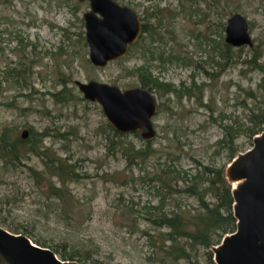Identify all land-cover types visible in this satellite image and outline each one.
I'll return each mask as SVG.
<instances>
[{
  "label": "rangeland",
  "instance_id": "obj_1",
  "mask_svg": "<svg viewBox=\"0 0 264 264\" xmlns=\"http://www.w3.org/2000/svg\"><path fill=\"white\" fill-rule=\"evenodd\" d=\"M118 1L139 13L142 4L150 5L149 0ZM173 1V6L178 8L181 0ZM165 2L162 1L161 6L168 7L169 1ZM201 5L205 9V22L199 29L209 35L208 51L200 54L202 60L214 53L213 44L223 49L226 30L222 25H227L228 18L237 12L247 17L254 45L264 43V0H207ZM72 6H77V10L72 11ZM89 7L88 1L79 0H13L9 7L0 5V11L13 19L7 22L0 13V134L7 128L16 129L18 135L24 129L36 132L49 129L52 134L68 132L65 138L48 136L44 146L63 158L76 161L81 174L79 181L69 185L72 195L62 200L50 194L48 185L42 181L37 184L26 166L6 171L0 156V225L15 233L27 230L37 244L58 249L59 257L65 248L67 251L79 249L81 255L89 256L87 260L75 259L81 264H163L162 256L156 253L146 236L147 231L153 232L148 220L153 212L151 207L160 203L158 183L144 178H151L170 164L177 171L191 174L200 165L223 169L226 174L232 151L219 148V141L225 136L222 124L232 126L237 121L250 124L247 109L240 103L251 90L258 95L264 92L260 88L263 74L241 63L229 66L219 80H215L217 85L205 90L204 102L214 111L200 107L194 98H184V107L192 109L187 114L172 96L174 115L163 110L153 118L157 129L153 141V147L158 150L156 156L129 168L124 149L132 145L136 149L145 147L142 137L132 132L121 139L112 136L111 141L123 143L111 144L100 131L109 122L101 105L86 99L76 81L97 80L122 89L141 86L136 69L145 66L159 81H168L177 87L183 83L188 86L193 82L209 83L204 69L197 67L200 58L190 54L200 49L203 38L192 39L194 45H189V49L155 46V51H164L167 56L170 51L189 54L193 57L192 64L179 60L170 62L171 59L163 63L150 53L143 56L138 45H133L125 57L99 68L90 61L89 45H83L80 38L81 34L86 35L83 14ZM179 15L176 40L185 43L191 28L182 20L184 14ZM167 34L171 36L170 32ZM20 36L28 46L20 43ZM176 40L170 37L168 46L174 45ZM241 48V59H244L250 48ZM216 54L218 58L220 54ZM9 66L28 68L29 73L21 83L13 79L2 82ZM206 67L210 70V66ZM63 88L71 89L84 100L57 103L52 93ZM155 94L159 104L165 101ZM247 101L250 106L254 104L252 99ZM72 130L75 134L70 135ZM253 139L247 131L236 134L234 143L238 153L250 149ZM172 153L180 156L174 163ZM25 163L39 170L44 168L34 154H30ZM3 173H6L5 180L1 177ZM184 184V179H179V186ZM182 199L183 206L197 205L193 198L183 196ZM174 207L168 200L166 209ZM201 262L206 264V259L202 257Z\"/></svg>",
  "mask_w": 264,
  "mask_h": 264
},
{
  "label": "trees",
  "instance_id": "obj_2",
  "mask_svg": "<svg viewBox=\"0 0 264 264\" xmlns=\"http://www.w3.org/2000/svg\"><path fill=\"white\" fill-rule=\"evenodd\" d=\"M12 4L13 0H0V5L2 6L9 7ZM72 9V11H76L77 6H72ZM3 12L0 11V13ZM2 17L7 22H13V19L5 13H3ZM223 28L226 30V23L222 25ZM80 38L82 44L87 46L85 36L81 34ZM19 41L23 46H28V44L23 43L24 39L21 36ZM246 46L250 48L249 54L244 59H241L243 53V48L241 47ZM233 48L239 49L235 51ZM239 50L241 51L239 52ZM61 52H64L63 48H61ZM221 55V57L217 58V54L212 53L205 60V64L201 63V66L205 65L204 71L210 78L209 83L198 84L197 82H193L189 86L183 83L180 87H177L171 82L159 81V78L154 76L148 67H137L136 72L139 74L141 87L148 88L153 93H158L161 98H165V101L159 104L158 114L166 110L174 115V106L171 105L172 96L178 99L179 105L187 111V114L191 113L192 109L184 107V98H194L200 107H208L214 111L209 103L204 102L205 90L208 87L217 85L215 80H219L229 66L234 64L239 65L241 63L246 65L247 68L262 72L263 76L260 81V88L264 91V43L254 46L244 45L235 47L225 39ZM188 63L191 64L193 62L188 61ZM206 65L210 66V70L207 69ZM244 72L245 70H242V73ZM27 73H29L28 68L19 69L17 66H9L5 70V78L2 82H8L10 79H13L16 83H21L20 81L24 79ZM60 81L63 82V79ZM52 96L57 103L60 102L62 104L84 100V98L80 99L68 88L54 92ZM246 96L247 98L240 104L247 109L246 116L249 118L250 124L247 125V123H242V121L240 124L237 121L232 126L222 124L225 136L219 141V148H227L232 151V160L239 151L234 143L236 134L239 135L242 131H247L253 139L255 135L264 130V92L258 95L255 90H251L246 93ZM247 99H252L254 104L250 106ZM29 131L30 134L26 138L22 134L18 135L14 128H7L0 134V156L3 159V168L9 171L10 168L26 166L31 172V176L36 179L37 184L42 181L48 185L50 194L65 200L68 198L67 195H72L69 185L72 182L79 181L81 174L78 172L76 161H72L68 157L63 158L49 147H45L44 140L48 136L57 139L65 138L68 132L52 134L49 129L41 132ZM100 131L111 144L123 143L121 140L120 142L111 141L112 136L113 138L121 139L128 134L116 131L109 122L106 128L101 127ZM173 132L175 131L173 130ZM132 133L141 137L139 132ZM72 134H75L74 130L71 131L70 135ZM153 141L143 139L144 144H146L145 147L136 149L132 145L124 149L126 159L129 160L127 165L129 168L138 163L148 162L156 156L158 150L153 147ZM30 154L36 155L42 161L43 170L25 163ZM179 158V155L173 156L172 162L174 163V159ZM5 174L1 175L2 180H5ZM146 174L149 176V172ZM179 179H184L185 184L183 186H179ZM144 180L158 183L156 189L160 195V203L151 207L153 212H150L151 217L148 220L150 230L153 232L147 231L146 236L149 237L148 242L155 249L156 253L162 256V263L182 264L184 262L185 264H202L201 258L204 257L206 264H215L212 247L220 243L227 233L236 230L232 187L227 182L223 169L209 165H200V168H196V172L191 174L187 171H177L170 164L161 171L155 172L151 178L145 177ZM183 196H186L188 199H195L197 205L193 207L183 206ZM168 200L174 203L175 207L173 209H166ZM23 233L30 236L27 230ZM52 249L56 253H59L58 249ZM61 258L64 260H75L76 258L87 260L89 256L81 255L79 249L67 251L65 248Z\"/></svg>",
  "mask_w": 264,
  "mask_h": 264
},
{
  "label": "water",
  "instance_id": "obj_3",
  "mask_svg": "<svg viewBox=\"0 0 264 264\" xmlns=\"http://www.w3.org/2000/svg\"><path fill=\"white\" fill-rule=\"evenodd\" d=\"M85 1V0H79ZM84 13L90 61L102 68L124 57L139 38L141 24L137 11L117 0H87ZM226 41L235 47L254 46L247 17L234 13L227 20ZM83 96L98 102L109 123L121 133L139 132L154 140L153 118L159 102L155 93L141 86L122 89L97 80L76 81ZM29 135L24 129L23 137ZM253 146L237 154L226 169L232 184L236 230L212 247L216 264H264V130L255 135ZM0 264H81L64 260L50 247L37 244L25 233L0 225Z\"/></svg>",
  "mask_w": 264,
  "mask_h": 264
},
{
  "label": "flooded vegetation",
  "instance_id": "obj_4",
  "mask_svg": "<svg viewBox=\"0 0 264 264\" xmlns=\"http://www.w3.org/2000/svg\"><path fill=\"white\" fill-rule=\"evenodd\" d=\"M86 1L87 0L80 1V2H86ZM162 1H166V2L169 1L168 7L161 6ZM204 1L207 2V0H181V3L178 5L179 6L178 8L177 6L175 7L173 6L174 4L173 0H159L157 3H155L152 0H149L150 5L145 6L144 4H142V7H143L142 11L140 13L137 11L138 18L141 24V31H140L139 38L135 42L136 45H138V48H140L139 52L143 56L150 53L152 54L153 58L154 57L158 58L163 63H166L167 61L171 59L170 62L179 60L187 64L188 61L194 62L193 57H192L194 56L196 58H200L201 60V61L199 60L196 62L197 67H199L200 65L199 68L204 69V66H201L202 65L201 63L205 64V61L202 60L200 54L208 51L206 50V48H207V43L209 42V35L206 33V31L205 30L202 31L201 29H199V25H202L205 22L203 18L205 9H203L201 5V3H203ZM118 2L121 3L120 1ZM123 5H127V4H123ZM88 10H90V7ZM179 14H184L182 20H184V22L187 25H189V29L191 28L190 31L187 32V34L189 35V38L188 40L185 41V43H182L176 40V35H175L177 33L176 25L180 23V20H178V17H181ZM195 15H198V17L195 18L194 17ZM83 17H84V14H83ZM170 26H171V29H169ZM199 30H201L202 32H199ZM168 32L171 33L170 37L176 40L174 45L168 46V42L170 40V37H167ZM201 37L203 39L202 41H200V47H199L200 49L196 48L195 51H190V54L192 56L186 53L176 54V52H173V51H170L169 56H167L166 52L164 51H158V50L155 51V46H162L164 48L176 47V48H179L180 50H182V48L189 49V45H194L191 40L192 39L194 40L195 38H198V40H200ZM135 43L129 46V51H130V47L135 45ZM195 46H196V43H195ZM154 51L156 52L155 55H154ZM213 51H214L213 54H215V52L216 53L218 52L220 54L219 57L222 56L221 52H223V49L219 50L218 44H213ZM29 134H30V131H29Z\"/></svg>",
  "mask_w": 264,
  "mask_h": 264
}]
</instances>
